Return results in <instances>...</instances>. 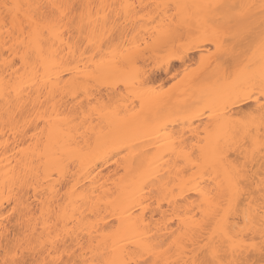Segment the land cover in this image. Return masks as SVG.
<instances>
[{
	"label": "bare ground",
	"instance_id": "bare-ground-1",
	"mask_svg": "<svg viewBox=\"0 0 264 264\" xmlns=\"http://www.w3.org/2000/svg\"><path fill=\"white\" fill-rule=\"evenodd\" d=\"M83 1L85 2L82 3ZM90 1L73 0L76 4H109L106 3L107 0ZM145 1L137 0L136 5L131 0H121L119 4H134L138 7L131 10L134 14L129 15L127 21L121 19L115 28L112 24L115 14L110 9L101 10V17L107 11L111 20L106 28L99 30L92 44L83 42L86 49L94 48L90 49L91 54L98 52L95 55L98 56L95 57L97 60L91 58L94 55L89 58L90 52L85 55L89 51H83L85 47L76 51L75 60L81 70L77 73L80 83L61 81L56 87V111L60 114L59 118H56L49 104L44 103L41 107L43 97L38 99L37 90H43L44 84L30 65H17L19 71L5 67V52L3 42L0 41V264L6 256L12 259L13 253L16 258L27 259L31 264L36 253L26 252L23 248L17 251L18 241L30 240L39 249L45 245L50 233L55 236L57 231L66 235L70 244L78 234L82 238L80 242L86 246L93 237L96 243L109 240L111 244L110 235L121 243H125L121 237H127L148 241L156 246L162 244L163 248H155L161 264L164 261L173 264L176 261L182 262L191 254L188 248L191 239L199 240L207 234L204 225L210 212L208 201L212 197L228 194L233 166L243 165L247 161L248 182L254 189L264 177V160L259 152L253 158L246 148L239 147L242 136L238 138L236 135L243 127L238 118L242 119L249 113L256 117L249 127L259 126V112L264 98H261L258 89L255 91L256 97L249 94L252 88L248 79L252 73L244 69V64L251 57L257 61L254 72H259L258 48L253 45L245 59L244 56L240 57L241 69L236 74L237 78L234 72L238 73L235 70L238 62H232V65L236 64L232 72L233 81H226L222 70L217 72V65L221 62L213 60L212 63V60L209 62L204 58L206 54H203L201 46L206 43H195L191 36L188 37V29L182 26L185 17L191 16L194 20L198 9L174 8L176 12L172 14L176 17L175 21L172 19L174 15L169 16L168 11L156 9L153 23L154 19L149 18L154 17L150 15V11L146 12L148 7L146 8ZM170 1L174 6L260 3V0H169V3ZM3 2L5 0H0V3ZM7 2L15 3L18 0ZM93 23L95 24L94 17ZM100 23L103 24V19ZM248 23L258 31L259 16H254ZM150 25L154 27L149 28ZM86 33L85 36L88 35ZM182 36L188 38L183 40ZM186 40L189 41L188 45ZM103 41L108 45L105 50L102 48ZM173 45L177 49L184 48V51L172 52L175 51V48L172 49ZM165 48L171 51H165ZM93 50L96 52L93 53ZM161 50L167 53L163 54ZM157 51L165 55V59ZM157 54L166 62L163 73L169 78L177 72L174 64L178 63L184 68L187 62L195 60L196 55L203 63L206 60L209 62H201L202 66L208 63V69L203 67L197 74L184 77L182 84L185 85L182 89L185 86L187 89L180 91L183 92L181 97L178 91L181 86L180 89L173 90L175 92L172 91V94L170 92L166 95L154 90L156 94L152 90L151 93L144 92V88H147L144 87L145 84L151 81L161 84L159 76L147 75L146 68L143 69L146 62L153 58L157 59L154 64L162 60H158ZM166 54L172 57L169 58ZM155 55L157 57H153ZM159 63L162 64L163 61ZM49 75L53 80L57 79L55 71H50ZM120 83L123 88L125 86V99L123 91L118 88ZM96 85L101 88L102 85L109 86V90L112 87L114 92L117 87V92L122 94L118 96L119 92L114 93L117 97H111L110 92L108 97L111 98L107 97L105 108L101 106L102 100L99 102L97 99L98 103L97 97L93 96L95 92L93 94L91 91L95 90ZM48 87L51 88L52 85L49 84ZM44 95L47 96L48 93L45 91ZM113 97L123 99L120 98L117 104V100H112L114 103L108 105L109 99ZM93 100L102 104L90 106V101ZM83 101L87 103L86 107H90L88 111ZM246 104L249 106L244 108V112L242 109ZM97 106H100V110ZM215 106L217 108L214 109ZM45 109L47 115L44 120H40L39 114ZM205 109H209L210 113L215 110L217 112L204 118L209 119L208 123L205 121V126H211V129L204 128L202 131L207 135L196 143L190 135L193 136L198 131L194 130V125L204 117H201V113ZM234 110L238 114V117L235 116L237 120L231 116L235 114ZM229 111H233V114L230 115ZM177 113L181 117L175 116ZM49 117L52 118L50 121ZM168 117H177L176 120L180 119V123L175 122V118H170L169 123ZM209 122L211 125H208ZM178 123L182 124L183 130L189 127L186 131L191 133L186 135V131L176 129L180 134L185 132V136L182 134L178 137L175 130L171 131L177 133L179 139L184 136L183 140L177 142L174 135L168 134L167 129L171 126L168 124L179 126ZM196 135L198 136H194L199 138L198 132ZM189 141H194L195 144H190ZM221 148L226 149V160L223 163L220 162ZM13 208L16 210L13 211ZM89 230L93 232V237L87 235ZM181 244L184 246L181 247ZM48 258L52 259L53 256Z\"/></svg>",
	"mask_w": 264,
	"mask_h": 264
},
{
	"label": "snow or ice",
	"instance_id": "snow-or-ice-1",
	"mask_svg": "<svg viewBox=\"0 0 264 264\" xmlns=\"http://www.w3.org/2000/svg\"><path fill=\"white\" fill-rule=\"evenodd\" d=\"M137 7L134 4H76L73 0H18L15 3L5 0L0 3V41L5 52V67L19 71L17 65H30L44 84L43 90H37L38 99L43 97L41 107L44 103L49 104L56 118H59L56 87L61 81L80 83L77 73L81 70L75 60V53L79 48L86 47L81 38L92 44L99 30L107 27L111 16L105 11L101 17V10L110 9L115 14V20H112L115 28L121 19L127 21L129 15L134 14L131 10ZM147 7L171 11L173 6L157 4ZM174 7L198 9L194 20L191 16L185 17L182 26L188 29L195 43L215 45L216 52L210 55H215L217 62L222 61L217 65V72L222 70L224 80L232 79L233 61L238 62L236 71L239 72L240 57L247 56L253 45L258 48L259 72H254L257 61L251 57L244 64V69L252 73L248 79L252 88L249 94H255L258 89L261 98H264V0H260L258 5L215 3L191 6L177 4ZM256 15L260 19L258 31L248 23ZM101 19L103 24L100 23ZM172 19L175 21V15ZM50 71L57 73V79H52ZM45 91L47 96L44 95ZM46 115L47 109L39 114L40 120H44ZM51 119L49 117V121ZM255 119L252 113L242 118V130L236 135L238 138L242 136L240 148H246L253 158L258 151L264 160V104L260 107L258 128L249 127ZM45 123L47 127L48 121ZM225 151V148L220 149L221 163L226 160ZM229 185L227 195L212 197L208 201L210 212L204 225L207 234L199 240L191 239L188 259L176 261L175 264H264V177L254 189L248 182L245 160L243 165L233 166ZM87 235L93 237V232L89 230ZM80 239L77 234L70 244L67 236L57 231L55 236L50 233L45 245L39 249L30 240L23 239L18 241L16 247L17 251L23 248L26 252L36 253L31 264H161L155 248H163L162 244L156 246L148 241L127 237H121L125 241L121 243L110 235L111 244L109 240L96 243L93 237L86 246ZM12 255V259L6 256L2 264H29L27 259L16 258L15 253ZM48 256L53 258L49 259ZM65 256L68 258L65 259ZM163 264L173 262L164 261Z\"/></svg>",
	"mask_w": 264,
	"mask_h": 264
},
{
	"label": "rangeland",
	"instance_id": "rangeland-1",
	"mask_svg": "<svg viewBox=\"0 0 264 264\" xmlns=\"http://www.w3.org/2000/svg\"><path fill=\"white\" fill-rule=\"evenodd\" d=\"M88 1H89V0H88ZM91 1H92V0H91ZM91 1H90V2H91ZM93 1H94V0H93ZM114 1H115V2H114ZM131 1H132L134 4L137 5V0H131ZM165 1H167V0H148V1L146 0L144 3L147 4V6H148V4H149V6H150V5H151V6H154V5H157V4H164V3L167 4V3H169V0H168L167 2H165ZM84 2H85V1H83L82 3H84ZM116 2H118V5H120L119 3H121V0H120V1H119V0H107L106 3H109V4H114V3H115V4H116ZM146 2H147V3H146ZM82 3H81V4H82ZM86 3H87V2H86ZM86 3H85V4H86ZM144 3H143V4H144ZM170 3H171V1H170ZM170 3H169V4H170ZM87 4H88V3H87ZM169 4H168V5H169ZM171 4H172V3H171ZM171 4H170V5H171ZM116 5H117V4H116ZM147 6H146V8H147ZM172 6H174V5L172 4ZM174 8H175V7L171 8V11H168V14H170L169 16H171V15L173 16L174 14H172V13H173V12H176V10H175ZM173 9H174L175 11H174ZM144 10H145V9H144ZM149 11H150V15L153 16L154 18H149V17H148V18H149V19H154V20H155V16H154L153 14H154V11H157L156 8H155V7H148V9H146V12L149 13ZM143 12H144V11H143ZM143 12H141V14H142ZM146 12H144V13H146ZM148 13H147V14H148ZM147 14H146V17H147ZM175 14H176V13H175ZM144 15H145V14H144ZM148 16H149V15H148ZM156 16H157V13H156ZM172 16H171V17H172ZM139 23H140V22H139ZM142 23H143V21H142ZM140 24H141V23H140ZM151 25H152V24H151ZM151 25L149 26V28H150V27H151V28L154 27V26H151ZM183 32L186 33L185 31H183ZM183 32H182V33H183ZM182 33H181V35H183ZM86 34H87V33H86ZM186 34H187V33H186ZM186 34H185V35H186ZM185 35H184V36H185ZM86 36H87V35H86ZM188 37H190L189 34H188ZM188 37L186 36V38H188ZM183 38L186 39L185 37L182 36V39H183ZM81 39H82V38H81ZM184 39H183V40H184ZM187 40H188V39H187ZM187 40H186V41H187ZM85 41H86V43H87V40H86V39L84 40V38H83V42H84V43H85ZM186 41H184V42L186 43ZM188 42H189V41H187V44H186V45L189 44ZM190 43H191V42H190ZM206 44H207V43H206ZM206 44H204L203 46H201V47H202L201 49H202L203 52H204L203 54H206L205 56H204V55H203V56H204V58H206L207 60H209V62H210V60H212V63H213V60H216V59H215V55H210V53H215V52H216L215 45H214V44H207V45H206ZM85 45H86V44H85ZM174 45H175V44H174ZM174 45H173L172 49L176 47V46H174ZM176 45H177V44H176ZM182 45H183V42H182ZM177 46H178V45H177ZM106 47H108L107 42L103 41V44H102V48H103V50H105ZM169 47L171 48V46H169ZM245 47H247V46H245ZM83 48H84V47H82V49H83ZM86 48H87V47H85V48L83 49V51H84ZM178 48H179V47H178ZM186 48H187V47H186ZM204 48H205V49H204ZM88 49H89V51H88ZM88 49H86L88 52L85 51V52H86L85 55H86V54H89V52H90V56H89V58H90L91 55H94V54H91V53H92V50L90 51V49H94V48H91V47H90V48H88ZM165 49H166V48H165ZM165 49H163V50H165ZM168 50H169V49H166L165 51H168ZM177 50H178V51L180 50L179 52H181V50L184 51V48H181V49H180V48H179V49L175 48V51H172V52H176ZM94 51H95V50H93V53H95V52L98 51V50L96 49V51H95V52H94ZM161 51H162V50H161ZM169 51H171V50H169ZM178 51H177V52H178ZM183 51H182V52H183ZM172 52H171V54H172ZM248 52H250V51H248ZM97 53H98V52H96L95 55H96ZM157 53H158V54H162L163 51H162V53H159V51H157ZM164 53H167V52H164ZM164 53H163V54H164ZM150 54H151V53H150ZM150 54H149V55H150ZM158 54H157V55H158ZM163 54H162V56H163L164 59H165V55H163ZM168 54H169V53H168ZM168 54H166V55H168ZM174 54H175V53H174ZM178 54H179V53H178ZM248 54H249V53H248ZM85 55H84V56H85ZM95 55H94L93 57H91V58H94V59H95V57H96ZM97 55H98V54H97ZM172 55H173V54H172ZM172 55H171V57H172ZM175 55H176V54H175ZM180 55H181V54H180ZM151 56H152V55H151ZM151 56H149V57H151ZM162 56H161V57H162ZM168 56H169V58H171L170 55H168ZM168 56H167V57H168ZM85 57H86V56H85ZM97 57H98V56H97ZM97 57H96V58H97ZM153 57H157V56L155 55V56H153ZM158 57H159V55H158ZM161 57H159L158 60H159ZM167 57H166V58H167ZM196 57H197V58H196ZM246 57H247V56H246ZM87 58H88V56L86 57V59H87ZM91 58H90V59H91ZM194 58H195V60H194V61H191V62H187V63L184 65V66H185L184 68L180 67V65H179L178 63L174 64V69H175L177 72H176V74H174V76H173L172 78L166 77V75L163 73V70L165 69V66H166V64H165L166 62H164V59L161 58V59H162L161 61H163L162 64L159 63V62H161L160 60L158 61V64H160V65H158L157 63L154 64V62H157V59H156V58H155V59L153 58L152 60H149L148 63L146 62V64H148V65L145 64V66H143V69L145 70V68H146L145 71H147V75H152V76H155V75H156V76H159V79H162V80L160 81L161 84H158V83L154 84V83H155L154 81H151L152 83L149 82V84H145L144 87H147V88H149L150 90H147V88H144V87H143L144 89H146V91H144V92L150 91V93H151V90H152V93H154V92H153V90H154L155 92H157V93H159V94H162V95L165 94V95H166V94H169L170 92H171L170 94H172V91H173V90H178V89L181 88L180 90H178L179 93H180V97H181V95L183 94V92H180V91H183V90L187 89L186 86L184 87V89H182L183 86L185 85V84H184V85L182 84V82H183V80H184V77H185V76H188V75L191 76V75L197 74V72H198L199 70L201 71V70H202L201 68H203V67L208 69V65H207V64H208L209 62H208L207 60H206V61H207L208 63L205 64L204 66H202V63H203V62L200 61L201 59L199 60L198 55H196ZM204 58H203V59H204ZM150 59H151V58H150ZM167 59H168V58H167ZM167 59H166V61H167ZM240 59H241V58H240ZM244 59H245V56H244ZM88 60H89V59H88ZM95 60H97V59H95ZM153 60H155V61H153ZM204 60H205V59H204ZM242 60H243V57H242ZM152 61H153V62H152ZM206 61H205L204 63H206ZM201 62H202V63H201ZM214 62H215V61H214ZM220 62L222 63V61H220ZM240 62H241V61H240ZM246 62H247V59H246ZM204 63H203V64H204ZM212 63H210L209 65H212ZM217 63H218V62H217ZM217 63L215 62V63H214V66H216ZM239 64H240V63H239ZM242 64H243V63H241V65H242ZM245 64H246V63H245ZM149 65H150V66H149ZM233 65H234V64H233ZM241 65H240V66H241ZM146 66H147V67H146ZM158 66H159V67H158ZM235 66H236V64L233 66V70L235 69V68H234ZM242 66H243V65H242ZM209 67H210V66H209ZM212 67H213V66H212ZM204 68H203V69H204ZM242 68H243V67H242ZM209 69H210V68H209ZM211 69H212V68H211ZM240 69H241V68H240ZM205 70H206V69H205ZM205 70H204V71H205ZM235 70H236V69H235ZM232 72H234V71H232ZM234 73H235V77L237 78L238 76H236V74H239L240 71H239L238 73H236V72H234ZM232 74H233V73H232ZM233 75H234V74H233ZM195 76H196V75H195ZM186 78H188V77H186ZM192 78H193V77H192ZM236 78H235V79H236ZM188 79H189V78H188ZM236 80H237V79H236ZM236 80H235V81H236ZM184 81H185V80H184ZM191 81H192V79H191ZM226 81H227V80H226ZM232 81H233V77H232V79H231V82H232ZM228 82H229V81H228ZM120 84H121V83H120ZM120 84H119V85H120ZM190 84H191V82H190ZM192 84H194V83H192ZM119 85H118V88H119V90H121V92L123 91V94L120 93V92L118 91V92H119L118 96H120V95L122 94V95H123V98H124V95L126 94V93H124V92H126V91H124L125 86H124V88H123V85H122V84H121L120 87H119ZM96 86H97V85H96ZM99 86H100V85L97 86L98 88L95 87V90L92 89L91 91H92L93 94H94V92H95L96 95L94 94L93 96H94V98L97 97V98H96V101H97V99L100 100L99 102H101V100H102L103 104L106 103V102L108 101V98H111L112 96H115V95L118 93V92H117V89H118L117 87H116V90L114 89L116 92H114V91L112 90V89H113L112 87H110V90H109V86H108V87H107V86H106V87H105V86L103 87V85H102V88L99 87ZM180 86H181V87H180ZM179 87H180V88H179ZM93 88H94V87H93ZM111 88H112V89H111ZM122 88H123V90H122ZM108 90H109V92H108ZM111 90H112V91H111ZM110 92H112L113 94L110 93ZM173 92H175V91H173ZM109 93H110V96L112 95L111 97H108V96H109ZM114 93H116V94L114 95ZM177 93H178V92H177ZM154 94H156V93H154ZM174 94H176V93H174ZM174 94H173V95H174ZM173 95H170V96H173ZM254 95H255V94H254ZM125 96L127 97V95H125ZM167 96H169V95H167ZM107 97H108V98H107ZM115 97H117V95H116ZM121 97H122V96H121ZM121 97H120V98H121ZM255 97H256V95H255ZM81 98H82V97H81ZM83 98H84V97H83ZM83 98H82V99H83ZM120 98L118 97L119 100H117V98L114 99V97H113L112 99H109V104H108V105H110V103H111V104L114 103L112 100H117L116 103H115V104H117V102L120 101ZM123 98H121V99H123ZM124 99H125V98H124ZM83 100H84V99H83ZM94 100H95V99H94ZM94 100H93V101H90V102H92L90 106H93V105H94V107H95V105L97 104L98 101H97V102H96V101L94 102ZM110 100H111L112 102H110ZM81 101H82V100H81ZM99 102H98V103H99ZM83 103H84V101H83ZM93 103H95V104H93ZM107 103H108V102H107ZM107 103L104 104V105H103L102 103H100V104H102L101 106H105V105H107ZM205 103H206V102H205ZM249 103L252 104L251 102H249ZM249 103H247V104H249ZM100 104H97V105H100ZM136 104L139 105L138 103H136ZM201 104H202V103H201ZM247 104L243 107V109H242L243 111L245 110L244 108H245L246 106H247V107L249 106V105H247ZM83 105H84V107L86 108V111H88V110H89L88 108H90V107H89V106H87V107L85 106V105H87V103H84ZM199 105H200V104H198V106H199ZM111 106H115V105H111ZM202 106H203V105H201V107H202ZM219 106H220V105H219ZM94 107H91V109H92V108L95 109ZM98 107H99V108H98ZM107 107H108V106H107ZM138 107H139V106H138ZM222 107H223V106H222ZM247 107H246V108H247ZM97 108L100 110V106H97ZM105 108H106V106H105ZM110 108H111V107H110ZM202 108H203V107H202ZM202 108H201V109H202ZM215 108H217V106H215L214 109H215ZM218 108H219V107H218ZM101 109H104V108L101 107ZM193 109H194V108H193ZM198 109L201 110L200 108H197V110H198ZM203 109H204V108H203ZM214 109H212V110H214ZM206 110H207V111H206ZM212 110L210 109V111H212ZM220 110H221V109H219V113H221ZM191 111H192V110H191ZM194 111H195V109H194ZM194 111H192V112H194ZM236 111H237V110H236ZM238 111H239V110H238ZM245 111H246V110H245ZM245 111H244V112H245ZM216 112H217V111L215 110L214 113H216ZM189 113H191V112H189ZM199 113H201V112H199ZM199 113H198V114H199ZM211 113L214 114L213 112H211ZM211 113L209 112V109H205V110H204V113H201L202 115L200 114L201 117H203V116H204V117L201 118L200 121H197V122L195 123L197 126L194 125V130L197 129V130H198L197 132H198V134H199L200 136H199V138L195 137V136H198V135H196V133H197L196 131H195L194 134L192 133L193 136H192V135H190V136H191V138H194V139H195L196 143L199 142V139H200V140H201L202 138L204 139V136L207 135V134L204 135L205 132L202 131L204 128L207 127V129H208V127H209V128L211 129V126H205V125H207V124L205 123V121L207 122L209 119H206V120L204 119V118H206V117L209 118V116H212ZM229 113H230V115H231V113L233 114V111H232V112L229 111ZM234 113H235V110H234ZM239 113L242 114L241 112H239ZM165 114H166V113H165ZM165 114H164V117H165ZM178 114H180V113H177L175 116H177ZM217 114H218V113H217ZM235 114H236V115H235ZM235 114H234V115H231V116H232V118H235V119L237 120L236 117H238V114H237V112H236ZM167 115H169V114L167 113ZM180 115H181V114H180ZM180 115H178V116L181 117ZM226 115H228V114H226ZM173 116H174V115H173ZM178 116H177V117H178ZM222 116L225 117V115H222ZM233 116H234V117H233ZM235 116H236V117H235ZM177 117H176V118H177ZM179 117H178V118H179ZM224 117H222V118H224ZM228 117H229V116H228ZM241 117H242V116H241ZM170 118H171V117H168L169 120H170ZM172 118H173V117H172ZM172 118H171V120H172ZM174 118H175V117H174ZM174 118H173V119H174ZM176 118H175V122L180 120V119L176 120ZM210 118H211V117H210ZM226 118H227V117H226ZM232 118H230V119H232ZM242 118H243V117H242ZM166 119H167V118H166ZM235 119H234V120H235ZM163 120H164V119H163ZM171 120L168 121V122L171 123ZM232 120H233V119H232ZM238 120H242V119H241V118H240V119L238 118ZM202 121H203V122H202ZM211 121H212V120H211ZM166 122H167V121H166ZM172 122H173V121H172ZM200 122H201V123H200ZM179 123H180V121H179ZM179 123H178L179 126H177V124H174V125H176L177 127L174 126V125H172V124H168V125H171V126H168V129H167V130H168V134L170 133V135H174L173 137L175 138L176 141H177V140H181L182 137L185 136V134L188 135V134L191 133V132H189V131H186V130H188L187 128H189V127L185 126V127H187V128H186V130H185V128H184V130H183V128H181L182 124H179ZM207 123H208V122H207ZM209 123H210V124H208V125H211V122H209ZM201 124H202V125H201ZM195 126H196L197 128H196ZM198 126H199V127H198ZM179 127H180V128H179ZM182 127H183V126H182ZM176 129H177V130L180 129V130H179L180 132H182V130H183V131H186L187 133L183 132V133L180 134L179 131L177 132ZM181 129H182V130H181ZM189 129H190V128H189ZM207 129H205V130L207 131ZM210 129H209V130H210ZM174 130H175V131H174ZM30 131H31V133H30ZM30 131H29L28 133H30V134L32 135L33 130L31 129ZM171 131L177 132V133H178V137H180L179 135H182V134H183L184 136H181V138L179 139V138L176 136L177 133L175 134V133H173V132H171ZM171 133H173V134H171ZM184 133H185V134H184ZM30 134H28L29 136H28L27 138L30 137ZM194 135H195V136H194ZM190 136H186V137H189V138H190ZM173 137H172V138H173ZM200 137H201V138H200ZM189 138H188V140H190ZM186 139H187V138H186ZM194 139H193V140H194ZM196 139H197V140H196ZM203 139H202V140H203ZM173 140H174V139H173ZM182 140H183V139H182ZM191 140H192V139H191ZM177 142H178V141H177ZM189 142H191V141H189ZM192 142L194 143V141H192ZM192 142H191L190 144H192ZM194 144H195V143H194ZM164 207H165V206H164ZM12 216H13V215H11V218H12ZM158 218H159V217H158ZM6 224H7V223H6ZM10 225H11V223H10ZM10 225H9V226H10Z\"/></svg>",
	"mask_w": 264,
	"mask_h": 264
}]
</instances>
